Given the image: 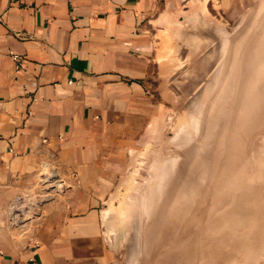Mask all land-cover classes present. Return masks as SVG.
Masks as SVG:
<instances>
[{"label":"crops","instance_id":"1","mask_svg":"<svg viewBox=\"0 0 264 264\" xmlns=\"http://www.w3.org/2000/svg\"><path fill=\"white\" fill-rule=\"evenodd\" d=\"M174 1L0 0V264L109 263L100 207L162 112L144 21Z\"/></svg>","mask_w":264,"mask_h":264},{"label":"rangeland","instance_id":"2","mask_svg":"<svg viewBox=\"0 0 264 264\" xmlns=\"http://www.w3.org/2000/svg\"><path fill=\"white\" fill-rule=\"evenodd\" d=\"M168 7L169 11L151 14L144 21L151 38L144 53L149 60L146 82L162 105L158 126L155 133L147 130L141 136L129 155L123 177L103 202L106 209L102 205L99 210L102 236L111 252L108 264H152L154 259L148 261L145 253V233L152 222L147 200L149 184L158 182L157 175L169 165L174 172L180 166L181 171L193 169L191 180L201 188L197 196H192L186 222L179 226L181 233L182 229L183 234L187 231L178 243H193L189 263L264 264V219L253 224L247 236L240 235L239 230L234 234L235 228H231V246L216 247L214 252L207 244L214 236L217 245L227 232V222L222 223L224 231L216 232L210 222L215 202L218 221L227 215L237 218L249 214L245 208L247 193L227 186L229 175L237 178L235 168L243 169L250 189L259 185L264 188L250 155L251 148L256 149L257 137L264 135L259 133H264V0H175ZM246 94L262 106L261 120L252 121L253 125L250 120L245 125V114H240ZM212 120L214 138L207 142L213 145L204 148ZM233 138L237 146H230L229 139ZM220 151L228 153L221 156ZM201 154L206 155V160L212 159L208 164L212 172L207 176H200L201 171L198 174L192 163V158ZM41 180L43 183L32 192L14 198L15 215L31 209L26 196H39L35 200L39 198L40 204L53 201L58 179ZM255 194L250 191L249 196ZM127 203L136 213L132 223L127 217L129 212L123 215L121 211ZM158 218L163 219L160 214ZM105 223L113 224L112 236L107 234ZM245 227L246 223L239 225L241 230ZM123 233L125 242L118 246ZM234 248L236 254L226 261ZM210 253H216L215 258L208 257Z\"/></svg>","mask_w":264,"mask_h":264},{"label":"bare ground","instance_id":"3","mask_svg":"<svg viewBox=\"0 0 264 264\" xmlns=\"http://www.w3.org/2000/svg\"><path fill=\"white\" fill-rule=\"evenodd\" d=\"M246 96L248 98L246 99L244 104H242L240 114H245L243 117L245 125H246V121L248 120H250V125H253L252 121L261 120L260 113L262 111L261 108L262 106H260L261 103L258 102L257 100L250 98L247 94ZM220 115H222L221 110H220ZM249 115L250 117L248 119ZM255 117L257 118L254 119ZM158 120L157 119L154 120L152 126H150V128L148 129L151 134L155 133ZM151 128L154 129L152 130ZM214 131H215V127L213 125V120H212L210 122V126L207 128V135H206L207 138L204 143L205 145L204 148L212 144V143L209 144V142L207 141L208 140L210 141V139L214 138ZM259 133L260 135L264 134L262 131ZM256 140H257V146L255 144L256 149L254 150V147L251 148L250 155L255 160L254 170L256 171L257 175L261 177L262 179L261 182L264 183V167H262V165L264 164V135L257 137ZM229 142H230V146H233L234 143L236 144V146L238 145L234 138L232 140L229 139ZM230 151L231 150H229V152ZM220 152H221V156H226L228 153V151H224V152L220 151ZM205 157L206 155L201 154L198 158H192V163L195 162L196 165L195 171H197L198 174L201 171L200 176H207L210 172H212L211 168H209L210 165L208 166V164L212 163V159L206 160ZM173 161L176 162V160ZM189 165L191 166L190 163ZM184 166L185 165H183V167ZM185 169H187L186 166ZM181 170L182 167L180 166L179 170L177 168L174 172L173 166L170 167L169 165L168 168L166 167L165 169L160 171V175H157L159 179L158 182L149 184V196L147 200H148L149 208H151L150 218L152 217V222L151 224L149 223L145 233V245H146L145 253L146 254L148 253L149 255L148 261L150 259L152 260L154 259L152 264H191L189 262L192 259L191 248L193 243L192 242L187 243L188 240H184L181 244L178 243L179 241H181V238H183V236L186 235V231H187L185 230L183 234V229H182V233H181V228L179 226L183 225L186 222L185 217L188 216V211L192 206L191 204L192 196H197L199 193V189L201 188H200V184H198L195 180H191L192 178H194L193 174L195 173L193 172V169L189 172H186V170L184 171ZM243 172H244L243 169L239 170L235 168V171L233 173L237 174V178H233L229 175L227 177L228 180H226V182L228 183L227 185L228 187L233 186V187L242 188L243 193H247L245 194V196L247 195L246 197H248L249 199L245 204V208L249 214H246V216L244 217H237V218H233L232 215L222 214V215H227L226 218L218 221V219H216V202H215V204L212 207L214 209V213L209 217L210 222L214 224L213 228L215 232L216 229H218V231L219 230L224 231L222 228L224 225L222 223L227 222V224L225 225L227 226V232L218 241L217 245H216V238L214 236H212L207 241V244L209 245V249H211L214 252H216L215 251L216 247L231 246L229 241L233 242L232 240L233 237L231 233L228 232L231 230V228L232 229L235 228L234 234L237 233V230H239L241 232L239 233L240 235L243 234L247 236L252 231L253 224L260 223L264 219V188H261V185H259L258 187L250 189V187L247 185L246 176L243 175ZM200 179L202 178L200 177ZM250 191H254V193L256 194L249 196ZM127 201L129 202V199H127ZM133 202L136 205L134 199ZM127 205L128 203L126 205H122L121 211L123 215L129 212L127 217L130 220V223H132V220L135 218L136 213L133 207L128 208ZM159 214L161 218L163 217L162 221H160V219L158 218ZM242 223H246V227L243 230L239 229V225ZM105 225L108 229L107 234L109 236H112L114 230L113 224L105 223ZM111 240L112 238H110V241ZM118 241H119L118 246H120L121 243L123 244L125 242L124 233L119 236ZM235 250L236 248H234L231 254L226 257L227 259L226 261H229L230 257L236 254ZM215 256L216 253L215 254L210 253L208 255V257L211 258H215ZM222 258L224 257L222 256L221 259Z\"/></svg>","mask_w":264,"mask_h":264},{"label":"built area","instance_id":"4","mask_svg":"<svg viewBox=\"0 0 264 264\" xmlns=\"http://www.w3.org/2000/svg\"><path fill=\"white\" fill-rule=\"evenodd\" d=\"M14 57L16 58L17 61H19L18 68H21V61H20L21 58L19 57V55H14Z\"/></svg>","mask_w":264,"mask_h":264},{"label":"water","instance_id":"5","mask_svg":"<svg viewBox=\"0 0 264 264\" xmlns=\"http://www.w3.org/2000/svg\"><path fill=\"white\" fill-rule=\"evenodd\" d=\"M104 209H106V203L103 204ZM104 214V213H103Z\"/></svg>","mask_w":264,"mask_h":264}]
</instances>
